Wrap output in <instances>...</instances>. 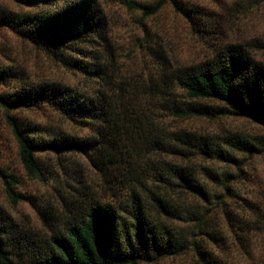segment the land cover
<instances>
[{"label":"trees","instance_id":"obj_1","mask_svg":"<svg viewBox=\"0 0 264 264\" xmlns=\"http://www.w3.org/2000/svg\"><path fill=\"white\" fill-rule=\"evenodd\" d=\"M13 1L33 9L0 5V30H10L70 71L101 80L89 94L49 80L22 81L0 92V109L23 169L47 181L37 151L57 155L59 170H64L62 159L75 164L81 157L98 182L83 176L63 180L53 202L39 210L41 229H23L0 213V264H139L188 252L197 264H232L207 248L217 229L206 206L212 200L225 204L220 192L231 195V183L244 172V157L262 153L264 138L236 131L198 133L170 127L162 117L215 121L234 115L264 127V62L253 54L264 49V37L220 44L196 64L158 74L150 90L138 94L122 85L116 89L110 80L114 54L99 0ZM165 3L190 15L179 0L123 1L144 16L156 14ZM249 3L256 7L264 0ZM14 78L12 69L0 64V84ZM42 105L88 133L13 116L15 110ZM0 180L12 204L23 199L13 190L17 180L12 174L0 168ZM223 213L230 228H250L246 222L240 225L231 210Z\"/></svg>","mask_w":264,"mask_h":264},{"label":"rangeland","instance_id":"obj_2","mask_svg":"<svg viewBox=\"0 0 264 264\" xmlns=\"http://www.w3.org/2000/svg\"><path fill=\"white\" fill-rule=\"evenodd\" d=\"M99 1L107 20V36L114 54V63L108 72L110 80L116 89L122 85L138 94L150 90L149 82L155 80L158 74L196 64L210 57L220 44L244 43L253 38L264 37V4L252 7L249 0H179L185 8L190 9L189 16L176 11L170 3H165L156 14L144 16L138 10L128 9L123 4L127 0ZM129 1L141 4L157 2ZM0 5L21 12L33 9L13 0H0ZM253 54L264 62V49L256 50ZM0 64L9 66L15 73L11 83L0 84V92L7 91L22 81L49 80L66 85L76 92L89 94L101 82L64 68L8 29L0 30ZM13 116L69 133H88L86 129H79L46 105L15 110ZM162 121L164 124L168 122L170 127L198 133L236 131L250 137L264 138V127L248 118L234 115L215 121L203 118L166 121L163 117ZM36 158L47 181H39L26 174L18 158L16 141L0 109V168L16 178L13 190L23 198L16 205L12 204L0 180V213L8 215L23 229H41L39 210L53 202L56 188L60 187L63 180H77L83 176L89 182H98L97 174L84 158L71 156L72 161L73 158L77 159L75 164L62 159L63 168H68L67 171L59 170L61 159L54 153L37 151ZM243 161L244 172L238 182L231 183V195L220 192L225 204L212 200L206 206L210 224L217 229L216 232L211 230L215 233V241L205 239L206 245L219 258L232 264H264V151L246 155ZM206 163L220 169L226 167L223 164L214 165L216 163L210 161ZM230 169L235 171L233 167ZM58 180L60 183H56ZM228 209L240 225L246 222L250 228H230L223 213ZM176 224L179 227L185 225L180 221H176ZM139 264H197V260L192 252H188Z\"/></svg>","mask_w":264,"mask_h":264}]
</instances>
